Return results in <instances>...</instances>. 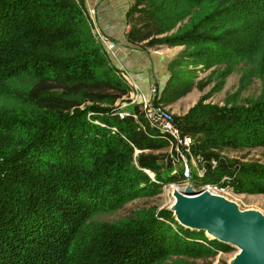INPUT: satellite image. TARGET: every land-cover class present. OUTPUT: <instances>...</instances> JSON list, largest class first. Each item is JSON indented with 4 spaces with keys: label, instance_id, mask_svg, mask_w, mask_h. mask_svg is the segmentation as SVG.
<instances>
[{
    "label": "trees",
    "instance_id": "16d2710c",
    "mask_svg": "<svg viewBox=\"0 0 264 264\" xmlns=\"http://www.w3.org/2000/svg\"><path fill=\"white\" fill-rule=\"evenodd\" d=\"M135 3L143 17L132 25L130 7L131 42L185 45L200 63L230 62L226 73L243 63L242 83L257 76L264 84V0ZM120 71L85 0H0V264H210L229 247L171 208L95 219L185 179L161 173L159 155L146 152L166 134L133 118L140 105L129 103ZM176 123L182 134L205 135L191 150L207 158L219 156L210 147L264 145V95L200 101ZM210 166L191 179L202 186L229 174L223 184L235 191L264 193V163L219 158Z\"/></svg>",
    "mask_w": 264,
    "mask_h": 264
},
{
    "label": "rangeland",
    "instance_id": "374dc122",
    "mask_svg": "<svg viewBox=\"0 0 264 264\" xmlns=\"http://www.w3.org/2000/svg\"><path fill=\"white\" fill-rule=\"evenodd\" d=\"M130 1L132 6H134V9L131 11L132 25L141 26L140 18L143 17V13L139 11L141 10L140 6H136V0ZM89 14L91 15L92 13L90 12ZM90 18L93 27L95 23L92 16H90ZM92 29L100 38L99 32L94 28ZM166 34L167 33L154 35V38H160ZM141 45L146 46L147 42H143ZM161 46L166 47L168 45L162 44L151 47L160 48ZM180 50L181 51L175 57L177 63L170 66V76H173L172 81L174 82L170 86V90L167 92L163 91L166 85L165 83H167L166 81L162 86L156 85L155 92H151V96L147 97L152 100L154 105L168 108L172 112L174 119L180 121V118L185 116L190 109L200 101L206 104H217L220 106H224L228 102L246 104L250 100L264 95V84L257 76L248 78L245 84L242 83L243 63L235 65L230 73H226L225 70L230 62L219 58V61L214 60L211 61V63H200L198 60L190 57L188 51H190L191 48H187L183 45ZM126 74L128 75V73ZM118 75L121 76L120 74ZM129 103L135 104L132 102ZM129 103H124L122 106L129 107ZM139 110H137V116L133 115V118L140 122L139 125L146 130L145 124L149 122L144 112H139ZM189 135L192 137L190 145H193V143L195 145L201 144L205 138L204 134L191 133ZM161 136L164 138L163 145L158 149L146 150V152H153L159 155V171L161 173L165 174L171 172V174L180 176V172H185V162L181 157L183 145L185 144H177V142H171L166 136L162 134ZM208 151H212L219 156L207 158L202 154V157L199 158L198 156L201 154L193 152V149L187 152L189 153L188 155L187 153L185 154L192 172L199 173L203 166H205L207 171L209 165L212 166V160H216L218 164L219 158L226 159L227 161L234 160L239 162L264 163V145H222L216 148L210 147ZM138 152H140V150H137V153ZM147 173L150 176H154L151 170H147ZM226 178H228L227 181L233 179L229 174L227 176L224 175L220 183L225 182ZM195 181V179H180L177 182L163 184L154 193L140 196L128 202L118 210L101 212L97 214L95 219L116 221L140 208H174L178 202V195L180 192H196L203 187L198 185V183L196 184ZM230 188V192L228 193L216 190H211L209 192L233 203L241 214L254 212L264 217V193L237 192L233 187ZM205 231L210 238H213L209 230ZM245 246L246 244L244 242L229 243L227 249L219 250L216 256L204 260V262L209 261L210 264H237L239 256L244 251Z\"/></svg>",
    "mask_w": 264,
    "mask_h": 264
},
{
    "label": "crops",
    "instance_id": "0c3cea01",
    "mask_svg": "<svg viewBox=\"0 0 264 264\" xmlns=\"http://www.w3.org/2000/svg\"><path fill=\"white\" fill-rule=\"evenodd\" d=\"M91 12L94 28L115 43L109 56L114 65L137 82L140 98L151 96V87L162 86L170 77L172 60L183 45L152 48L133 43L127 33L130 28V0H85ZM166 84V83H165Z\"/></svg>",
    "mask_w": 264,
    "mask_h": 264
},
{
    "label": "water",
    "instance_id": "95a60500",
    "mask_svg": "<svg viewBox=\"0 0 264 264\" xmlns=\"http://www.w3.org/2000/svg\"><path fill=\"white\" fill-rule=\"evenodd\" d=\"M184 193H199L187 197ZM180 192L178 202L171 208L183 225L209 230L213 238L224 243L244 242V251L237 264H264V217L254 212L239 213L227 199L200 190Z\"/></svg>",
    "mask_w": 264,
    "mask_h": 264
},
{
    "label": "built area",
    "instance_id": "2783aa9c",
    "mask_svg": "<svg viewBox=\"0 0 264 264\" xmlns=\"http://www.w3.org/2000/svg\"><path fill=\"white\" fill-rule=\"evenodd\" d=\"M99 35L107 51L112 50L115 46V43L109 40V38H107L106 36H103L100 33ZM122 74L124 77H126V79L129 81L131 85V94H130L131 102L137 103L140 105V112L141 111L144 112V115L147 118L149 124L151 126H155L161 129L166 134L167 138L171 142H177V144H180V143L185 144L183 145L181 157L183 158L185 162V172H184L185 179L190 180L192 177V171H191V168H189V164H188L187 157L185 154L191 149L190 143L192 141V137L187 134H182L181 129L176 123L172 112L168 108L164 106L154 105L152 100L148 99L147 97L141 96V100H139L141 94L139 92V86L137 82H135L130 77L129 74L127 75L126 72H123ZM151 92L153 93L155 92V86L151 87ZM128 114L129 112H126V111L120 112L121 117H124V115H128ZM134 116H137V113H135ZM188 154L189 153H187V155ZM198 157L201 158L202 155H199ZM211 164L213 167H215L217 165L216 160H212ZM205 172H206V168L205 166H203L202 170H200L198 174L204 175ZM202 186H203L202 187L203 190H205L204 188L207 187L206 190H208V192L211 190H216L219 192L228 193L230 192V189H231L230 188L231 186L229 184H223V183H207Z\"/></svg>",
    "mask_w": 264,
    "mask_h": 264
},
{
    "label": "bare ground",
    "instance_id": "6f19581e",
    "mask_svg": "<svg viewBox=\"0 0 264 264\" xmlns=\"http://www.w3.org/2000/svg\"><path fill=\"white\" fill-rule=\"evenodd\" d=\"M207 187H205L204 189L206 190ZM206 192H208V190H206ZM184 193V192H183ZM185 196L193 198V197H198L200 194L199 193H195L193 195L188 194V193H184Z\"/></svg>",
    "mask_w": 264,
    "mask_h": 264
}]
</instances>
